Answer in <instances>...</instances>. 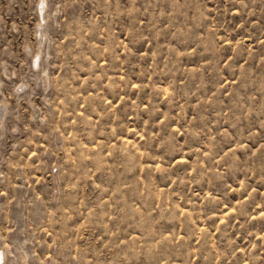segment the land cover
<instances>
[{"label": "rangeland", "instance_id": "1", "mask_svg": "<svg viewBox=\"0 0 264 264\" xmlns=\"http://www.w3.org/2000/svg\"><path fill=\"white\" fill-rule=\"evenodd\" d=\"M3 109L4 264H264V0H0Z\"/></svg>", "mask_w": 264, "mask_h": 264}, {"label": "bare ground", "instance_id": "2", "mask_svg": "<svg viewBox=\"0 0 264 264\" xmlns=\"http://www.w3.org/2000/svg\"><path fill=\"white\" fill-rule=\"evenodd\" d=\"M37 66V65H36ZM25 90V89H24ZM6 113H7V110L6 109H3L2 113L0 114V123H3L4 122V119H5V116H6ZM6 259V256H5V249H3L1 252H0V262L3 263V261ZM1 264V263H0ZM4 264V263H3Z\"/></svg>", "mask_w": 264, "mask_h": 264}]
</instances>
